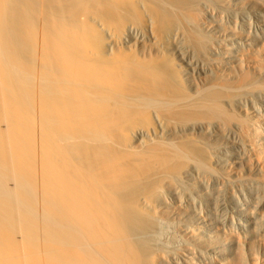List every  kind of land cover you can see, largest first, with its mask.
I'll list each match as a JSON object with an SVG mask.
<instances>
[{"label":"bare ground","instance_id":"6f19581e","mask_svg":"<svg viewBox=\"0 0 264 264\" xmlns=\"http://www.w3.org/2000/svg\"><path fill=\"white\" fill-rule=\"evenodd\" d=\"M0 264H264V0H0Z\"/></svg>","mask_w":264,"mask_h":264}]
</instances>
